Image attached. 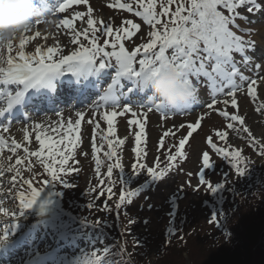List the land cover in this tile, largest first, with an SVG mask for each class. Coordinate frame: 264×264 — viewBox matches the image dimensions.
Wrapping results in <instances>:
<instances>
[{
  "label": "rangeland",
  "instance_id": "374dc122",
  "mask_svg": "<svg viewBox=\"0 0 264 264\" xmlns=\"http://www.w3.org/2000/svg\"><path fill=\"white\" fill-rule=\"evenodd\" d=\"M123 2V0H122ZM264 5V0H258ZM113 4V0H87V3H81L78 5H72L67 7L64 12H56L53 15L46 18L48 21H56L57 23H49L46 26L44 23H40L31 32L27 33V36H32L33 39L28 40L26 44H30L31 50H35L37 47H41L46 51L49 47L57 48V54L53 56L56 58L59 55H67V52L76 50L79 44H71V37L73 35V29L80 31L86 26V16L84 19L79 17L73 19L75 12L86 13L89 7L92 8V16L97 21H111L113 27L121 26L123 20H133V22L140 24V30L134 35L131 40H125V47L128 50H132L135 46H139L148 41L147 33L149 26L144 23L142 18L136 17L133 14L120 10L118 8L110 7ZM255 14H248V21H238L241 27L246 30L244 33L245 40H251L258 47L255 61L264 68V49L261 40L264 37V13L263 11L257 12V15L263 19V22H253L252 16ZM71 19L72 27L67 28L59 24L62 19ZM130 27V26H129ZM63 29V30H62ZM248 29V30H247ZM39 31L40 36H36L35 33ZM241 34V33H238ZM91 33L89 32V40ZM107 38L111 40V37H101L99 44H103V40ZM84 45L89 44V40H86L83 35L78 38ZM25 44V46H26ZM14 50L12 55H16L18 50L19 39L14 40ZM28 47V46H27ZM256 47V48H257ZM72 49V50H71ZM171 50L169 51L170 54ZM3 55L6 57L7 52ZM237 59L240 54H234ZM243 66V62L241 64ZM249 66L243 68L246 76L253 77L258 80L256 85L257 90V102L254 103L251 98L247 95V89L237 93L238 106L233 109L230 105L227 107L229 113L236 112L244 117V126L248 127L253 137L259 141L260 144H264V111L257 112L256 104L260 101H264V83L260 82V78L264 77V71L262 73L257 72L256 69L248 73ZM264 70V69H263ZM194 86L198 90V96H205L203 77L201 82L198 84L196 79L191 78ZM202 94V95H201ZM209 96V92H206ZM210 102V101H208ZM124 106H133V103L120 105L117 109L118 115L113 119V127L116 129L115 136H108L107 139L103 140L107 143L109 140L112 141L113 147L119 157V162L124 167V179L127 184V188H138L143 183H146L144 188H141L138 195L130 197V203L127 199L119 209L110 211L111 206H115L119 202L117 201L114 205L112 204V198H116V190L120 187V184L113 186L111 193L112 198L106 201L107 209L100 206L99 197H105L108 195V179L106 176L108 162L101 153L98 152L95 156L92 153V141H93V130L98 123L100 125V134H107V122L101 118V113L105 111V108L95 110L96 114L90 115L85 114L78 118L74 112H68L62 116H58L53 120H45L44 124L42 120L35 121L33 125L35 127L39 125L35 133L31 137L25 136L27 134L22 130V127L18 128L19 138L23 144L20 146L19 151L12 153L8 151L4 154V167L6 168L9 164L19 169V176H16L15 172H5L0 176V209L3 212L10 213V210H16L18 213L10 222L15 224H24L25 230L28 229L30 241L25 244L24 250L14 257L13 264H65L62 259V254H69L71 256H81L88 249L93 247L104 246L103 239L95 240L96 236L93 230L102 229L101 226H96L89 223L93 222L91 219H97L98 216L104 217V220H110L115 217L113 214L118 215V219L122 220L125 218L122 214L129 212L133 215H127L133 219L137 216L139 218L136 223L135 235L144 232L151 233L153 231H160L163 229L166 232L174 233L172 231V224L181 218L186 216L189 220L188 227L195 229L198 236L204 238L207 243L210 242V237L206 234L207 226L210 217H212L213 210H210V206L216 204V201L227 193V190H231V186H238L241 188L244 185H248L251 188L262 186L263 172H264V154H261L259 146H254L248 139V134L241 130L238 122H236L235 130L228 129V120L218 114L217 111L208 110L202 107L199 111L189 112L180 116H165L161 113H155L148 111L146 108H134L133 112L138 114L133 116L131 113L119 114L123 111ZM217 108H224L223 104H218ZM73 108V106H72ZM83 108V107H81ZM122 108V109H121ZM75 109V108H74ZM110 109V106H109ZM68 110V109H67ZM70 111V110H69ZM147 111V115L144 112ZM80 112V109H77ZM76 112V113H77ZM207 112V115L204 113ZM42 115H36L35 117H41ZM203 116L200 120V128L189 137L185 144V156L183 159L178 158L170 172L162 180H151L145 172H141L140 175L132 173V164L140 163L141 161L148 164V166L155 167V157L158 154L159 138L165 131L174 129L175 126L181 124L183 128H179L177 131V138L173 140L169 137H165V143L172 144L178 143V138L187 135V125L194 123L198 118ZM63 119V121H61ZM76 119L83 121V128L79 140L75 144V150L73 152L72 159L69 160L68 165L70 174L60 173L62 180L67 178L68 184L71 186L65 187L64 184H59L61 198L52 194V201H55L58 207L55 211L47 207L43 208L41 200V192L37 197L36 202L27 208H20V193L28 195L26 191L28 184L23 181H28L31 187L39 188L43 184L47 183L52 177L48 172L41 166L40 160L43 158L37 157H26L24 149L27 148L29 152L40 151L39 142L36 140L37 134L42 138L58 139L61 137L71 136L73 140H76L79 131L74 130L69 132L68 123L72 122V127L75 129L74 121ZM140 120L144 124V137L139 148L142 152H146V160L141 157L137 159L136 153L133 151L134 148L138 147L135 143V134L139 131V126L133 125L128 126L126 121L128 120ZM34 121V120H32ZM93 121H95L93 123ZM22 130V131H21ZM34 130V127L31 128ZM96 130V131H97ZM216 131H225L227 136L224 139L217 138L215 136ZM213 137L214 142L218 147H224L228 151L239 150L241 156V168L244 170V174L238 176L235 169L232 167L231 158L225 159L214 150H212L207 144V138ZM96 134L97 147L99 141ZM124 139L125 143L120 145L117 143L118 140ZM101 141V142H103ZM101 152V151H100ZM208 152L210 156V162L212 163L211 168H203L202 166V154ZM2 154H0L1 157ZM47 153L45 151L44 156ZM10 157V159H8ZM116 157V158H117ZM23 158L22 163L16 165V160ZM59 159V158H58ZM100 161V175L96 173V160ZM2 160V159H1ZM46 163L52 164L54 168H59V164L53 161L46 160ZM115 159L112 163H115ZM136 163V164H137ZM203 171L205 174V180L211 183L213 186L223 184V187L218 188L216 191H210L207 183H200L199 173ZM103 179L105 182L100 183ZM113 180L119 181L120 174L119 169H114ZM53 180V179H52ZM61 182V180H54ZM227 181L228 187H225ZM95 189V191H92ZM57 190V189H56ZM50 197V196H49ZM56 197V198H55ZM140 197L138 200H136ZM4 198H8V201H4ZM57 199V200H56ZM12 206H3L5 205ZM95 205L97 208L95 211L93 208H89V204ZM211 203V204H210ZM62 206L64 210L68 212L70 218L74 220L75 224L80 230L73 228L69 230H62L61 219L56 214L57 211H61ZM179 207V208H178ZM250 206H241L232 216L240 222L234 223L232 227L231 240L228 243H223L217 249L213 250H199L194 254V260L199 263L205 264H264V212L260 208H249ZM179 211L177 212V209ZM207 210V211H206ZM208 210H210L208 212ZM180 211L184 213H179ZM0 211V222H3L8 215H5ZM212 212V213H211ZM90 213L91 215L86 218H81V215ZM211 213V214H210ZM76 217V220L73 219ZM86 220V221H85ZM89 224H88V223ZM8 224V222H7ZM106 224V222H103ZM88 228V229H87ZM89 228L92 229L90 232ZM36 232H34V230ZM87 229V230H86ZM103 230H101L100 236L104 237ZM207 237L208 240L205 238ZM225 239V238H224ZM237 240V243L235 244ZM119 244V242H117ZM198 243V242H197ZM97 244V245H96ZM157 244V243H156ZM199 244V243H198ZM204 244V243H203ZM225 244H230L226 245ZM235 244V245H234ZM96 245V246H95ZM202 245L200 248H203ZM157 247L154 246L151 250L156 251ZM89 250V252H90ZM150 250V251H151ZM153 251L150 258L153 259ZM89 252L85 253L82 257L84 259H92ZM205 254L206 256L202 259H198L199 254ZM184 262L190 263L188 255L184 253ZM193 256V255H192ZM178 263V264H184ZM9 264V263H7ZM162 264H165L162 263Z\"/></svg>",
  "mask_w": 264,
  "mask_h": 264
},
{
  "label": "snow or ice",
  "instance_id": "6c2138e0",
  "mask_svg": "<svg viewBox=\"0 0 264 264\" xmlns=\"http://www.w3.org/2000/svg\"><path fill=\"white\" fill-rule=\"evenodd\" d=\"M87 3V0H57L53 5L49 0H42V8L46 16L56 12H64L69 5H78ZM110 7L118 8L120 10L132 13L136 17L142 18L144 23L149 26L147 33L148 41L139 46H135L131 51L125 47V40H131L140 30V24L133 22V20H123L121 26L113 27L111 21H97L92 16V8L89 7L86 13L75 12L73 19L79 17L84 19L86 16V26L80 31L73 29L71 37V44H79L80 48L74 50L69 55H60L58 60H53V56L57 54V48L49 47L43 50L37 47L34 53L26 54L24 46L26 41L33 39L32 36L21 35L19 39L18 50L16 55L13 53V41H9L7 45L0 46V85L4 86V90L0 91V98L6 101V107H0V116L10 109L18 102L23 95L22 91H9L8 85H15L16 87L23 86L24 89L36 86L45 81L50 74L59 73L61 71L79 72L83 69H105L114 67L117 72V77L128 78L132 81L133 87L143 90L148 79L152 76L158 75L166 68H174L181 72L184 79L183 83L192 88L193 100H196V87L191 78H195L199 84L201 77H203L205 87L211 94L210 102L206 103V109L217 111L220 116L229 121L228 129L235 130L236 122L239 123L241 130L248 134V139L254 146H259L261 154H264V144L253 137L249 128L244 126V117L236 112L229 113L227 107L230 105L233 109L238 106L237 93L244 91V85L247 84V95L251 100L257 102V79L246 76L238 67V62L234 54H240L243 57V65L248 67L250 57L246 55V51L254 48V42L245 40L244 33L246 30L241 27L238 21H248V14H255L264 11V5L258 0H113ZM251 23V21H248ZM43 23L37 20L36 24ZM47 23H57L56 21H47ZM60 25L71 28V19H62L59 21ZM130 26V27H129ZM30 31V30H29ZM27 31V32H29ZM26 32V33H27ZM89 32L91 38L89 40ZM241 33V34H238ZM40 32L35 33L40 36ZM83 35L89 44L85 46L78 38ZM101 37L105 38L103 44L98 41ZM171 50L170 54L169 51ZM7 52V56L3 55ZM257 70L261 69L260 64L255 65ZM239 81V82H238ZM260 82L264 83V77L260 78ZM122 87V85H118ZM127 91H132L128 88ZM110 97L106 96L101 101L103 104H97L96 110L105 108L101 113V118L107 122V134H101V141L107 139L108 136H115L116 129L113 127V119L118 115L117 109L120 104L110 103ZM218 104H223L224 108H217ZM110 106V109H109ZM141 108H147L151 111L153 108L162 115H166L165 108L159 104L154 103L149 99V103L140 105ZM257 112L264 111V101L256 104ZM131 113L133 116L137 112H133L131 106H124L123 111L119 114ZM208 113L205 112L204 115ZM83 113L77 112L76 116L80 117ZM147 115V111L144 112ZM203 116L198 118L194 123L187 125V135L179 137L178 143H165V137L173 140L177 138V131L183 128L184 125L175 126L174 129L165 131L159 138L158 154L155 157V167L148 166L147 163L141 161L139 164H132V173L140 175L141 172L147 173L148 177L154 180H162L170 170L175 167V162L178 158L183 159L185 156V144L189 137L193 135L200 128V120ZM95 121H93L94 123ZM75 129L72 127V122L68 123L69 132L80 129V120L74 121ZM128 126H139V131L135 134V143L138 147L133 151L136 153L137 159L143 158L146 160L147 153L142 152L139 145L142 143L144 137V124L140 120L132 119L126 121ZM37 128L40 126L37 125ZM100 128L97 123L93 130L92 153L99 151L96 144V130ZM7 131V128L4 129ZM215 136L224 139L227 136L225 131H216ZM73 140L71 136L61 137L58 139L42 138L39 134L36 140L39 142L40 151L29 152L27 148L24 149L26 157L42 158L40 160L41 166L48 172L53 180H61L65 187L71 186L66 181H63L60 173L70 174L68 162L73 157L75 144L79 140ZM27 139V136H25ZM118 144L123 145L124 139L117 141ZM208 146L223 158L232 160V167L235 169L238 176L244 174L241 168V159L239 150L228 151L224 147H218L214 142L213 137L207 138ZM15 153L20 145L12 140L11 144H7L5 138L0 136V152L4 148ZM100 147H103L101 143ZM109 151L104 155L110 160L117 157V152L113 147L111 140L108 141ZM47 153L46 157L44 153ZM59 158V159H58ZM10 159V157L8 158ZM23 158L16 160V165L22 163ZM53 161L59 164V168H54L52 164L45 161ZM203 168H211L210 156L208 152L202 154ZM114 169H119L120 179L118 183L122 186L119 194V202L116 208L119 209L127 199L130 203V197H135L134 190H127V184L124 179V167L119 162L109 163L107 165L106 176L108 179L109 199L112 198L111 193L113 186L117 184L116 180L112 179ZM96 173L100 175V161L96 160ZM5 172H15L19 176V169L9 164L6 168L4 162L0 161V176ZM199 181L204 184L207 183L210 191H216L223 187V184L213 186L205 180L203 171L199 173ZM105 181L100 180L103 184ZM28 184V195L20 193L19 201L20 208L31 207L37 200L40 194V189L31 187L28 181H23ZM51 183V181H49ZM92 191H95L93 189ZM93 207L90 203L89 208ZM105 210L107 205H105ZM3 211V209H0ZM8 215L7 212L4 213ZM12 217L15 213L11 214ZM218 223L217 218L212 220ZM102 222L96 221L94 225L99 226ZM6 239V236L3 237ZM109 249L105 248L104 252ZM97 258L95 260H88L84 264H104V260L93 253ZM80 264V262H78Z\"/></svg>",
  "mask_w": 264,
  "mask_h": 264
},
{
  "label": "trees",
  "instance_id": "16d2710c",
  "mask_svg": "<svg viewBox=\"0 0 264 264\" xmlns=\"http://www.w3.org/2000/svg\"><path fill=\"white\" fill-rule=\"evenodd\" d=\"M264 178V172H263ZM264 181V179H263ZM227 182V181H226ZM228 185V184H227ZM232 185L230 192L225 194L218 200V203L212 206L215 212V219L217 218L218 223L207 222L206 234L210 237V242L207 237L206 240L197 235L195 229L188 227L189 220L181 218L172 224V231L174 233L166 232L164 229L162 233L160 231H153L151 233H141L135 235L136 223L138 222V216L133 219L127 215H133L127 212L122 214L125 218L122 220L118 219V216L114 217L113 220H104V217L98 216L97 219H91L95 224L96 221H101L99 225L102 229H95V240L103 239L104 246L94 247L95 253L104 260V264H178L183 263V254L186 253L190 260L189 264H205L193 261L194 254L199 250H213L228 243L232 236V227L234 223L240 222L233 218V214L241 208L250 206L254 210L260 208L264 212V183L262 186L251 188L248 185H244L241 188ZM118 196V197H117ZM116 201H119V193L116 192ZM101 206V203H100ZM93 205L94 211L100 207ZM102 207V206H101ZM111 211H114L115 206H111ZM179 208V207H178ZM179 209H177V212ZM207 211V210H206ZM210 210H208L209 212ZM179 213H184L180 211ZM91 215L86 213L81 215V218H86ZM214 220V219H212ZM86 221V220H85ZM106 222V224H103ZM136 227V228H135ZM103 230L104 237L100 236V231ZM92 231V229H91ZM225 238V239H224ZM119 242V244L117 243ZM199 244H198V243ZM157 243V244H156ZM204 243V244H203ZM237 243V240L235 244ZM234 244V245H235ZM95 245V246H96ZM202 245L203 248H200ZM230 245V244H225ZM154 246L157 247L156 251L151 250ZM107 248L109 251L106 253L104 249ZM153 251V259L151 260V251ZM193 255V256H192ZM206 255L199 254L197 257L202 260ZM92 260L97 258L96 255L91 256ZM186 264V262H184ZM210 264V263H209Z\"/></svg>",
  "mask_w": 264,
  "mask_h": 264
},
{
  "label": "clouds",
  "instance_id": "9594fccd",
  "mask_svg": "<svg viewBox=\"0 0 264 264\" xmlns=\"http://www.w3.org/2000/svg\"><path fill=\"white\" fill-rule=\"evenodd\" d=\"M41 4L42 0H0V46L34 29L37 20L49 25ZM183 79L181 72L169 67L150 77L143 90L150 100L164 108H182L193 99L192 88Z\"/></svg>",
  "mask_w": 264,
  "mask_h": 264
},
{
  "label": "bare ground",
  "instance_id": "6f19581e",
  "mask_svg": "<svg viewBox=\"0 0 264 264\" xmlns=\"http://www.w3.org/2000/svg\"><path fill=\"white\" fill-rule=\"evenodd\" d=\"M36 26H39V24H37ZM63 30V29H62ZM29 32H31V30L29 31ZM28 41H26V43H27ZM13 44H14V42H13ZM15 48H13V50H14ZM25 49H26V47H25ZM258 50V48H254L252 51L253 52H256ZM25 51V50H24ZM249 51L247 50L246 51V53H248ZM66 71V70H65ZM87 71V70H86ZM65 107H67V106H63L62 108H58V109H55L54 111L55 112H53V114H46V115H44V116H42V119L43 120H48V121H50V120H53V119H55L56 117H58V116H62L63 114H66V113H68V112H74V114H76V112H77V109H74V110H70L69 111V109L67 110ZM61 121H63V119H61ZM43 123V122H42ZM44 124V123H43ZM18 132L19 131H17L16 133L18 134Z\"/></svg>",
  "mask_w": 264,
  "mask_h": 264
}]
</instances>
